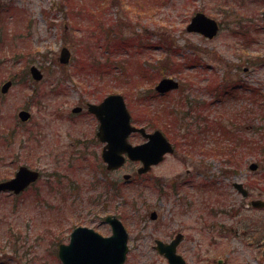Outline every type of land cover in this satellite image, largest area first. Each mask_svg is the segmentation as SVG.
<instances>
[{"label": "rangeland", "instance_id": "rangeland-1", "mask_svg": "<svg viewBox=\"0 0 264 264\" xmlns=\"http://www.w3.org/2000/svg\"><path fill=\"white\" fill-rule=\"evenodd\" d=\"M115 1L107 0L104 4L100 0H0V182L14 177L21 165L43 173L41 180L18 198L0 194V264H62L56 254L58 244L54 241V233L61 230V237L65 235L63 243H68L72 229L82 225L108 236L112 234L111 228L104 223V219L115 214L122 218L129 233L126 264H169L154 249L155 240L170 242V238L178 232L186 236L178 252L188 264H220L224 260L238 264V259L243 260V264H258L250 255H255L257 261L263 260L264 264V246L257 250L249 244V240L240 241L231 233L215 239L208 236V229L197 221V205L193 210L187 208L185 212L192 213L188 216L181 211L182 205L166 203L162 206L158 193L145 189V176L137 173L138 165L128 163L118 172L107 171L101 157L103 146L94 136L98 121L86 106L78 116L72 112L77 105H81L79 98L99 103L111 93L123 94L138 126L144 125L145 112V126L167 130L179 143L180 150L155 167L154 173L169 177L184 173L188 165L183 162L190 159L195 164L192 168L201 170L203 174L211 172L213 181L221 183L216 186L226 194L225 209H236L234 207H237L241 196L234 189V182L257 179L260 184L257 189L264 191V152L247 155L246 148H238L241 155L238 156L239 162L235 160L234 163L214 152L202 157L195 149L192 150L194 157L187 156V145L184 149L181 146L191 139L186 133L178 135L179 119L169 118L175 121L172 124L165 111L166 105L172 104L167 100L178 99L179 95L173 93L170 95L172 98L164 95L163 100L157 96L145 101L144 108L142 86L145 81V94L153 92L154 86L149 82L154 81L156 85L161 80L147 78L150 73L146 69L148 63L154 65L155 72L165 61L169 65L176 64L177 71L165 77L180 82L213 80V87H217L218 91L229 85L230 81L226 80L233 77V71L237 69V73L245 66V71L241 70L235 77L249 87L260 88L264 96V44L255 46L251 43V47H242V39L234 34L239 31L237 25L241 21L252 23V29L257 26L264 28V0H168L166 3L161 0L159 6L160 0H138L149 3L147 7L159 8L155 15L149 12L140 14L142 7L137 0H126L122 4H117L120 0ZM71 6L76 7L77 13L79 7L86 10L83 15H71ZM101 7L102 13L94 21L90 18L91 12L95 13ZM198 12H204L222 23L221 32L214 40L209 41L187 31L191 18ZM98 21L103 24L100 32ZM111 30L122 35V39H116L105 49ZM145 32L149 36L145 37ZM160 35L167 40V45L158 44ZM261 39H264V30L258 37V40ZM121 41H128L129 44L122 45ZM64 46L72 51L69 65L59 62ZM149 48L151 52L147 51ZM258 55L262 58L256 62L257 65H252L249 61ZM90 57L102 63L109 59L110 68L105 71L93 68L89 64ZM197 62L200 64L196 66ZM143 63L144 70L140 67ZM33 65L43 72L41 81L32 78L30 67ZM7 81H12L13 85L4 96L1 87ZM188 84L198 86L199 83ZM191 90L186 93L191 95ZM213 101L214 97L210 94L208 102ZM237 105L238 102L212 105L210 119L222 118L228 125L236 123L241 129L246 128L245 125L263 124L257 105L251 107L240 102L243 108L250 109L240 120ZM23 109L32 113L28 122L19 120L18 113ZM151 129L149 131H153ZM32 131L37 134L34 137L37 142ZM257 134L248 130L245 136L252 139L255 136L259 140ZM140 140L141 137H136L130 141L136 143ZM255 161L261 164L259 170L253 173L249 165ZM55 169L60 171L62 179L68 178L65 185L55 188L58 194L49 192L55 184L47 182L48 175ZM125 173L133 174V182L124 180ZM258 179H261L260 182ZM112 181L117 183L116 186L113 184L116 190L112 192L111 207L104 211L105 194ZM71 186L77 188L72 192ZM37 195L40 196L38 199ZM145 195L148 204L156 207L159 214L156 220L151 219L153 210H148L145 205ZM216 198L213 196V200ZM245 213H254L257 221H248L246 225L255 224L248 230L254 229V236L262 241L264 210ZM220 220L227 224L228 230L231 224H235L230 217Z\"/></svg>", "mask_w": 264, "mask_h": 264}, {"label": "flooded vegetation", "instance_id": "flooded-vegetation-1", "mask_svg": "<svg viewBox=\"0 0 264 264\" xmlns=\"http://www.w3.org/2000/svg\"><path fill=\"white\" fill-rule=\"evenodd\" d=\"M251 25H252V23H245L244 21L243 22L241 21L238 23L237 26L242 27V28H246V27H251ZM234 34L236 35L237 38L242 39V42L240 44V46H242V47H244V46L251 47L250 44L252 42L257 41L253 37L248 36L247 32H244V31L239 30V31L235 32ZM245 68L246 67L244 66L241 70L245 71ZM207 69H210V67H208ZM241 70H239L236 73V71H237V69H236V71H233V77L226 80V81H230L228 83L233 85L232 86L233 90L238 91V96H235V94L230 95V92H228V90H227V91H219V92H221L220 95H218L215 98L213 84H212L213 80H211V81H181L179 83V87L176 90L165 94L166 96H168L170 98H172L171 96L173 93H177L179 95L178 99L172 98L171 99L172 101L167 100L168 103H172V104L166 105L167 109H165V111L173 113L182 119V128H179L180 131L178 132L179 136H182L183 134L188 133V120L191 119V117L194 119L195 123L198 122L200 120L199 115H204L205 114L204 112H207V113H209L210 111L213 112V109L211 108V106L216 104V103H222V105H226L228 103L238 102L237 106L239 107L241 112L250 111V109H248L246 107L243 108L240 105V102H244L245 104H248L251 107H253L254 105H257L258 112L260 111L258 103H259L260 98H261V92H260L261 90L258 87H249L248 85L241 83V81H243V80L242 79L240 80L239 78L235 77V76H238L240 74ZM211 78H213V77H211ZM234 78H235V80H234ZM68 82H70V81H68ZM190 82L191 83L194 82L195 84L199 83V84H198V86H195V85L192 86L191 84H188ZM204 82H207V83L204 84ZM192 87H194V90H191ZM195 88H197V90H195ZM241 88H243V91L241 90ZM188 89L191 90V95L188 92L186 93V91H188ZM53 90L54 89H52V91ZM210 94L214 97V101L212 103L208 102V98H209ZM189 96H190V99H189ZM141 97H142L144 108H145V99L150 100V99L157 98V96L153 92H148L145 94V81H143ZM231 97L233 99L235 98L236 100H233ZM158 98L163 100L164 95L161 94L160 97H158ZM247 99L249 101H247ZM78 100H79V104H81V105H77V107H82L83 109H82V111L78 112L76 114V116L83 113V110H84L83 106L88 107V104H89V102L83 101V100H81V98H79ZM183 118H184V120H183ZM143 123H144V125H142L141 127H143L145 129V112L143 113ZM252 127H253L252 131H254L256 133L257 132L256 127L254 125ZM98 128H99V123L97 126V131H98ZM97 131L94 135L95 139L98 140L99 145L104 146V144L97 138ZM32 133H33V131H32ZM167 134L169 135V132H167ZM34 137H37L36 132L33 133V139L37 142V139ZM136 137H138V138L141 137V140L139 142L134 143V144H144L145 143V137H143L139 133L133 134L131 136V139H136ZM190 137L191 136L188 135V138H190ZM167 138H169V140L172 142V144L174 146L179 145V143L177 141L172 139V135H169ZM187 143L192 144L194 146L197 145V143H195L196 144L195 145L191 142H186V143L182 144L181 148L184 149L186 147ZM178 149L180 150V147H178ZM193 153L194 152L190 151V149L186 150V152H185V154L187 156H190V157H194L195 154H193ZM198 153L202 157H207L201 151H198ZM256 153L262 154L261 146L259 147V149L257 150ZM173 155H175V154H173ZM167 158H168V156H165V159L157 166L162 165L167 160ZM129 163H132L134 165H140V166L143 164L140 161H131ZM183 163H186V165H188V167L184 169V173L177 174L176 176H173V177H169L166 175L161 176V175L155 174L154 170H155V167H157V166H152V168L149 172H147L144 175H141V177L145 176V189L151 190L152 193L157 192L162 206L166 205V203L173 205V206L182 205L183 207H182L181 211H183L184 215L188 213L186 216H188L189 214H192L191 211L185 212V211H187V208H191V210H193L195 208V206L197 205V208H198V209L196 208L198 210V211H196L197 212V217H196L197 221L201 222V225L203 228L208 229L207 234L212 239H215L219 235L223 236V235H228L229 233H231L232 236L236 237L240 241L249 240V244L252 246H255L257 250L260 249L261 246H264V239H262V241H260L261 239H257L254 236L256 233V231L254 229L248 230V228L254 226L255 224L250 223V224L246 225V222L248 223V221L251 222L254 220L256 222L257 220L254 219V217H255L254 213L252 215H246L245 212L251 211V210H255V211L256 210H263V209H256L252 205V202L254 200L260 199L261 197H264V191L257 189V186H260L257 179H255L256 181H251L252 184L250 181H245L244 183L243 182L241 183L242 187L249 194H248V196L245 197L243 193H239V195L241 196V199H240L237 207H234L236 209H232L231 211H227L225 209V206H227V204L225 203V200H226L225 192H224V196L220 202L213 200V194L215 193L216 184L221 185V183H216L213 181V177H214L213 174L211 172H208V171L205 174H203L201 170L196 171L194 168H192V167H194L195 164L193 165L192 160H190V159L185 160ZM251 164H256L258 167V169H257V171H258L260 168L261 162L255 161ZM118 171H120V170H115L113 172H118ZM56 174H57V172L53 171L52 173H50V175H48L49 176V182L51 181L52 184H58V181L60 180V181H62V185H65V182L68 181V178H65V179L64 178L62 179V177L58 178V177H56ZM131 175H133V174H131ZM42 177H43V173L41 172V178ZM251 179L252 178H250L249 180H251ZM258 180L260 182L261 179H258ZM128 182H133V179L130 178V180H128ZM35 184H33L31 187H33ZM113 184L116 186V184H117L116 181H112L108 184V191L105 194L107 197V200L103 203V210L104 211H106L107 208L111 207V202L113 200L112 192L114 190H116V188H115V186H113ZM247 184H251V185H247ZM52 191L53 190H50L49 192H52ZM146 192H148V191H146ZM148 202H149V200L147 199V197L145 195V205L148 207V210H153L152 212H154L157 215V219H158L159 214L155 210L156 207H154L153 205H149ZM163 215L164 214L162 212V216ZM227 217H230L233 220V222L235 223V224H231L230 230H228L229 227L227 226V224L224 221L220 220V219H227ZM220 229L223 231L219 232ZM180 234L183 236L182 241H184L186 236L181 232L177 233V235H180ZM259 238H262V237H259ZM172 239H173V237L170 238V240H172ZM68 240H69V237H68ZM251 251H252V248H251ZM263 254H264V249H263ZM252 257H254L253 261H256L258 264H263V260L257 261V258L255 255H250V258H252ZM243 262H244L243 260L238 259V264H243ZM220 264H230V260H224V262H220Z\"/></svg>", "mask_w": 264, "mask_h": 264}, {"label": "water", "instance_id": "water-1", "mask_svg": "<svg viewBox=\"0 0 264 264\" xmlns=\"http://www.w3.org/2000/svg\"><path fill=\"white\" fill-rule=\"evenodd\" d=\"M264 17V13H263ZM219 24L216 20L209 18L204 13H197L187 27L190 33H198L209 39H213L219 32ZM71 52L64 47L61 50L59 61L61 64H69ZM31 76L34 80L43 79L42 71L32 66ZM12 81L7 82L3 88V93H7L12 86ZM178 83L172 78H164L157 86V90L166 93L173 88H177ZM81 111L80 107L74 109ZM89 111L100 121L98 136L102 142H107L103 151V159L108 164V169L114 170L122 167L126 162L125 155L131 160H140L144 167L139 173L147 172L153 164L160 163L167 153H173V147L165 138L161 131L147 134L146 130L138 129L131 124V115L127 108L125 99L120 94L109 95L101 104H89ZM22 121H27L31 113L23 110L19 113ZM140 132L148 139L144 145L132 146L128 142V137L133 132ZM251 168L255 170L256 165ZM40 173L26 166H21L14 178L0 183V192H13L20 194L33 182L39 179ZM129 175H125L128 179ZM235 187L244 194L248 192L241 184ZM255 207H264L263 200L252 202ZM155 218V215H153ZM106 222L112 227V236L104 237L95 230L87 227L76 228L68 245H60L59 258L62 264H124L129 251L128 233L124 224L116 216H108ZM182 239L181 235L171 243H164L157 240L155 249L159 254L166 257L170 264H185L181 256L177 254V246Z\"/></svg>", "mask_w": 264, "mask_h": 264}, {"label": "trees", "instance_id": "trees-1", "mask_svg": "<svg viewBox=\"0 0 264 264\" xmlns=\"http://www.w3.org/2000/svg\"><path fill=\"white\" fill-rule=\"evenodd\" d=\"M70 1H72V0H70ZM100 1L104 4L107 3V0H100ZM113 1H115V0H113ZM120 1L121 2L117 3V4H122L125 2V0H120ZM167 1L168 0H165V3ZM115 2H118V1H115ZM163 2H164V0L162 1V3ZM137 3L140 4V8L142 7L140 14H142V13L145 14V12H149V13H151V15H155L157 9H159V8H154V7H150V6L147 7V5H150L149 3L145 4L144 2H140L138 0H137ZM160 4H161V0H160V3H158V6ZM101 8L99 9V11H96L95 13H94V11H92L91 15H90V9H88V14L90 15V18H93V20L96 21L99 18L98 17L99 13L100 14L102 13L103 7H101ZM75 9H76V7H74V6L70 7V14L71 15H77L78 13L83 15L85 10H86L85 7H83V8L79 7V11L77 13L75 11ZM98 22H99V31L98 32H100L101 29L103 28V24L101 23V21H98ZM250 30L245 31V32H247V35L249 34ZM94 33L95 32H92V34H94ZM145 34H146L145 37L149 36L148 32H145ZM158 38H159L158 44L163 45V46L168 44L167 40L162 39V35H160ZM116 39H118L120 41L122 39V35H118L114 30H111L109 32L108 41L105 43V49L109 48L110 44L113 45L112 43L116 42ZM143 40H145V38ZM121 44L122 45H128L129 42L128 41H121ZM147 51L151 52L152 50H151V48H149ZM168 53H169V50L166 52V54H168ZM261 58H262L261 55H258L255 57L254 60L249 61V62H251L252 65H257L256 62L259 61ZM90 61L91 62L89 64L92 65L93 68H96L97 70H100V69L103 71L108 70L110 68V65H111L110 60L107 58L104 61V63H102V61H99V59H97L95 57H90ZM262 62H263L262 64H264V61H262ZM126 66H128V64L125 65L124 68ZM140 67L143 68V70H144L145 69V63H143L142 65L140 64ZM146 69H148L150 71L149 76L147 77V75H146V77L148 79L153 77L154 79L159 80L161 78H164L165 76H169V75L175 73L178 69V65H176V64L175 65H169V62L165 61L162 63L161 68H159V70H156V72H155L154 71V65H151L148 63ZM143 75H145V73H143ZM128 77L130 79V72L128 73ZM150 83L153 84V81H151ZM215 94H216V96H218V95H220V92H216V90H215ZM262 101H263V96L261 95V98H260L258 105H259V108H260V111L262 113L263 120H264V105H263ZM247 114H248V112H240L239 111L238 120H240V118L242 116H246ZM205 117H206V115H199V119L205 120ZM183 120H184V118H183ZM148 125L150 126L151 122ZM154 126H158V125H154ZM188 126H190L189 123H188ZM210 128L211 129L209 132H212L214 134L220 133V137H217V139H214L212 147L207 146L206 143H204L202 140H201V143L198 147L205 153L210 154V153L214 152L217 156L223 155L230 160V163H232V162L234 163L235 160H236V162L238 161V156L241 155L237 150L238 148H246L247 149V155H248L250 153L253 154V153L257 152L260 145L264 144V125H263V127H261L262 132L260 133V139L259 140L256 139L255 136L253 139L245 136L247 134V131H248L247 128L241 129L240 127L237 126L236 123H230L228 125V123L226 121H224L222 118H214L213 124L210 126ZM189 131H192L191 127H190ZM194 136H195V134L193 135V140L190 141L191 143H193V141H194L193 144H195V140H196V138H194ZM4 137H5V135L2 138H4ZM261 148H262V153H263L264 152V145H261ZM226 152H230V153H226ZM239 164H241V163H239ZM70 165H71V163H70ZM55 172H57V174H56V177H57V175L59 174V171L56 170ZM1 178H5V177H1ZM58 178H61V176H58ZM58 185L60 187H62L63 186L62 181L59 180ZM53 191L55 194H58V192L56 191L55 188ZM36 197L38 199V197H40V196L37 195ZM54 238H55L54 241H56V244H59L60 241H62L61 230H59L58 233H54ZM52 254H53V251H52Z\"/></svg>", "mask_w": 264, "mask_h": 264}, {"label": "bare ground", "instance_id": "bare-ground-1", "mask_svg": "<svg viewBox=\"0 0 264 264\" xmlns=\"http://www.w3.org/2000/svg\"><path fill=\"white\" fill-rule=\"evenodd\" d=\"M245 127H246L248 130H250V131L253 130V127H251L250 125H245Z\"/></svg>", "mask_w": 264, "mask_h": 264}]
</instances>
